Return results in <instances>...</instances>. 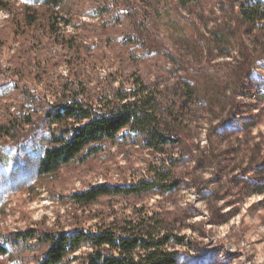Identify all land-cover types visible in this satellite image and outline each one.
<instances>
[{"label":"rangeland","instance_id":"374dc122","mask_svg":"<svg viewBox=\"0 0 264 264\" xmlns=\"http://www.w3.org/2000/svg\"><path fill=\"white\" fill-rule=\"evenodd\" d=\"M3 1L9 11L0 7V121L33 112L36 126L0 136V231L43 220L68 229L70 204L62 196L105 182L150 180L149 167L165 163L170 190L104 197L87 210L97 216L86 226L143 208L160 214L181 239L170 241L177 264H264V100L254 91L264 88V31L242 20L239 2L78 0L72 12L52 19L75 41L67 48L42 18L35 30L17 26L25 7L43 12L44 0ZM133 76L155 92L160 118L177 141L156 154L123 131L84 163L40 175L45 109L81 86L93 96L129 89Z\"/></svg>","mask_w":264,"mask_h":264},{"label":"trees","instance_id":"16d2710c","mask_svg":"<svg viewBox=\"0 0 264 264\" xmlns=\"http://www.w3.org/2000/svg\"><path fill=\"white\" fill-rule=\"evenodd\" d=\"M77 1L44 0L40 6L43 12L27 6L23 11V24L18 22L17 26L35 30L42 18L48 22L47 28L55 42L74 48L75 41L60 35L57 19L56 22L52 19L59 11L72 12V5ZM237 2L242 20L264 31V0ZM0 7L9 11V5L3 0H0ZM60 19L66 26L71 22L65 17ZM132 80L134 83L129 89L113 87L107 94L96 96L81 86L45 109L49 134L39 160L40 175L49 177L73 161L84 163L101 152L105 143L116 141L123 131L134 133L143 147L156 154H164L167 144L177 141L160 118L155 92L139 77L133 76ZM15 87L24 95L28 94L19 83ZM254 91L255 98L264 100L263 87L256 86ZM32 114H12L6 121H0V136L12 135L23 124L36 126ZM149 172L154 174L150 180L129 184L105 182L62 196L70 204L67 213L72 220L68 229L47 225L43 220L23 230L0 231V257L19 264H70L75 261L79 264H177L179 253L171 247L170 241L181 239L169 233L167 221L158 213L150 214L143 208H136L133 216L117 219L115 215L112 221L102 219L86 226L87 220L97 216L87 210L104 197H137L172 188L168 181L173 173L165 163L158 167L151 165Z\"/></svg>","mask_w":264,"mask_h":264}]
</instances>
